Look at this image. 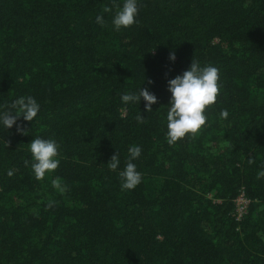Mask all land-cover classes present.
I'll return each instance as SVG.
<instances>
[{"label": "trees", "instance_id": "16d2710c", "mask_svg": "<svg viewBox=\"0 0 264 264\" xmlns=\"http://www.w3.org/2000/svg\"><path fill=\"white\" fill-rule=\"evenodd\" d=\"M117 10L113 0H0V112L22 96L40 106L32 122L0 123V264H264V0H138L120 31ZM193 57L219 70V95L200 132L170 146L168 81ZM142 87L157 98L152 112L120 99ZM34 138L59 145L42 180ZM133 145L142 180L122 191Z\"/></svg>", "mask_w": 264, "mask_h": 264}, {"label": "clouds", "instance_id": "9594fccd", "mask_svg": "<svg viewBox=\"0 0 264 264\" xmlns=\"http://www.w3.org/2000/svg\"><path fill=\"white\" fill-rule=\"evenodd\" d=\"M113 6L118 9L112 20L116 31H120L121 28H128L136 22L138 0H124L122 7L113 0ZM103 11L111 12L112 8L105 6ZM96 22L103 26L105 23L103 16H97ZM170 59L175 60L174 53L170 55ZM218 81L219 70L211 65L201 67L194 57L188 70L168 81L171 100L167 112V143L170 146L175 145L177 141L184 139L189 134L194 137L205 126L207 121L205 110L216 103L219 95ZM148 83L151 84L152 81H148ZM141 98L146 102V111L152 112V105L157 103V98L147 88L142 87L136 93H125L120 97L125 105L129 103L139 104ZM5 107L10 110L0 112V123L7 129H11L20 117H23L25 121L32 122L40 111L39 104L31 96H22L10 106L6 105ZM121 112H126V108H122ZM228 116L227 110H221V119H227ZM136 120L138 123H143L145 119L141 114H138ZM17 131L26 134L20 126H17ZM29 145L32 171L37 180H42L46 173L54 172L59 166L60 161L56 159L59 145L54 139L45 140L41 138H34ZM141 151L142 149L136 145L128 149L129 159L124 170L119 172L122 191L133 190L141 183L142 174L137 171L136 165L132 162L139 158ZM254 162L253 158L248 159L249 164ZM28 163L29 161L25 160L26 166ZM119 165L120 159L116 152L107 166L110 170L116 171ZM13 174V170L8 171V176ZM261 178H264V170L257 173V179ZM52 186L60 192L66 190V186L62 185L60 178L54 179ZM54 203V201H50L47 207H53Z\"/></svg>", "mask_w": 264, "mask_h": 264}, {"label": "built area", "instance_id": "2783aa9c", "mask_svg": "<svg viewBox=\"0 0 264 264\" xmlns=\"http://www.w3.org/2000/svg\"><path fill=\"white\" fill-rule=\"evenodd\" d=\"M236 220H240L243 215L247 212V206H248V201L246 200V198L244 197L243 194H241L236 200Z\"/></svg>", "mask_w": 264, "mask_h": 264}, {"label": "rangeland", "instance_id": "374dc122", "mask_svg": "<svg viewBox=\"0 0 264 264\" xmlns=\"http://www.w3.org/2000/svg\"><path fill=\"white\" fill-rule=\"evenodd\" d=\"M263 98V97H262Z\"/></svg>", "mask_w": 264, "mask_h": 264}]
</instances>
